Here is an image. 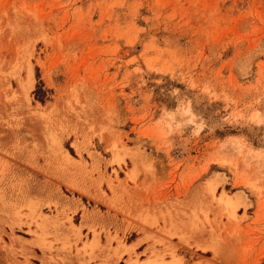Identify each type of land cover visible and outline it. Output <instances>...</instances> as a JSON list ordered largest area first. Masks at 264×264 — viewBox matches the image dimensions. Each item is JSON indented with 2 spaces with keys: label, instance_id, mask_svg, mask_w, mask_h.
<instances>
[{
  "label": "rangeland",
  "instance_id": "374dc122",
  "mask_svg": "<svg viewBox=\"0 0 264 264\" xmlns=\"http://www.w3.org/2000/svg\"><path fill=\"white\" fill-rule=\"evenodd\" d=\"M0 264H264V0H0Z\"/></svg>",
  "mask_w": 264,
  "mask_h": 264
},
{
  "label": "crops",
  "instance_id": "0c3cea01",
  "mask_svg": "<svg viewBox=\"0 0 264 264\" xmlns=\"http://www.w3.org/2000/svg\"><path fill=\"white\" fill-rule=\"evenodd\" d=\"M141 259L143 260L144 258L142 257Z\"/></svg>",
  "mask_w": 264,
  "mask_h": 264
}]
</instances>
